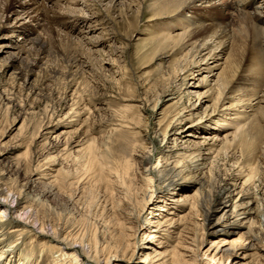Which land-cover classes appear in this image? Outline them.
<instances>
[{
	"label": "rangeland",
	"instance_id": "1",
	"mask_svg": "<svg viewBox=\"0 0 264 264\" xmlns=\"http://www.w3.org/2000/svg\"><path fill=\"white\" fill-rule=\"evenodd\" d=\"M17 1L11 13V0H0V178L13 187L14 193H8L11 207L29 202L32 208L24 220L30 217L27 223L37 231L11 234L3 249L17 244L12 264L21 263L20 254L29 264H75L67 258L71 252L65 244L54 240L58 237L77 239L83 264L92 259L96 246L110 264H142L144 254L152 253L148 246L154 247L149 241L152 232L140 230L142 225L166 220L158 210L162 205L148 203L155 197L156 183L142 156H150L155 166L165 165L170 154L179 160L178 155L197 151H202L206 166L204 192L219 205L226 195L218 200L217 193L227 188L232 200L228 215L213 232L201 226L199 207L173 210L175 215L167 218L176 227L158 238L162 250L155 246L164 256L148 263L186 264V246L204 238L200 250L192 253L202 258L192 264H218L210 259L216 248L230 249L232 244L235 253L222 264H264V250L248 247L245 229L220 231L223 222L243 224L244 217L235 218L231 205L246 193L255 194L253 207L260 209L257 234L264 248V92L257 95L259 101L237 105L228 99H235L229 86L216 102L218 91L224 89L220 75L230 53L221 51L239 39L241 16L234 11L223 16L213 2L196 1L194 9L182 13L189 22L184 30L193 37L201 28L209 36L181 49L174 40L147 46L155 31L175 38L185 32L177 30L164 12H151L150 5L162 0H129V6L116 0H36L35 5ZM229 1L246 3L252 17L264 13V0ZM33 7L37 13L29 11ZM22 22L33 25V32L18 30ZM251 23L264 32L263 20ZM224 29L228 36L220 46L216 36ZM262 43L264 58V37ZM185 107L186 114L194 113L193 119L169 126ZM246 112L261 118L258 142L251 151L238 141L250 122L240 119ZM223 121L230 126L223 127ZM47 123L52 127L43 140ZM226 134L230 140L237 135V141L226 143ZM195 177L194 183L203 179L200 172ZM11 185L3 189L10 191ZM198 185L190 181L187 194L194 195ZM39 228L46 237L38 234Z\"/></svg>",
	"mask_w": 264,
	"mask_h": 264
},
{
	"label": "bare ground",
	"instance_id": "2",
	"mask_svg": "<svg viewBox=\"0 0 264 264\" xmlns=\"http://www.w3.org/2000/svg\"><path fill=\"white\" fill-rule=\"evenodd\" d=\"M26 2L33 3V5L36 4V0H25ZM100 1V0H99ZM114 1V0H112ZM201 1V0H162L158 1L156 4L150 5L151 12L157 16L159 13L164 12L165 14L163 16H169L172 20V22L175 21L173 26L177 28V30H184L187 29V23H189L185 18H183L182 13L186 10L194 9L195 2ZM210 3L213 2V8L217 9L221 15L227 16L230 15L232 11L236 12L238 16V31H239V39L236 40V44L232 47H229L227 49L226 46L222 49L221 52L229 51V56L224 64V68L220 75V81H222V87L224 89L218 91V97L216 98V102H220L222 99V96L224 95V91L227 89V87L230 86L228 92L230 94L235 95V99H231L232 96H228L229 100H233L235 104L237 105H243L244 103H250L254 101H259L260 98L257 97V95L260 92H264V58H263V51L261 52L262 48V37H264V32L261 33V30H258L259 27L252 26L253 21L256 19H261L264 21V13L261 14V16L252 17L250 16L247 11L249 7H246V3L241 5L240 2L237 4H234L233 2H230L229 0H207ZM17 3V0H11V6L8 11L11 13L15 12L13 4ZM116 2H121L123 6H129L130 2L129 0H116ZM20 8H23V5L20 3ZM34 8V7H33ZM25 9V8H23ZM99 10V9H98ZM26 11V10H25ZM29 11H33L32 13H37V9H29ZM9 12V13H10ZM10 13V14H11ZM29 13V12H28ZM262 13V12H261ZM41 14V13H40ZM247 14V15H246ZM259 15V14H258ZM30 15L28 14L29 18ZM259 17V18H258ZM103 18V17H102ZM255 18V19H254ZM8 19V18H7ZM32 22H34L32 19L29 18ZM80 20L79 18H77ZM105 20L102 19V21ZM81 22H84L83 20ZM33 25L30 26L28 23H21L18 26V30H23L24 32H33ZM196 31L192 36L188 35L186 31L178 36V38L173 37V34L166 33V34H158L157 31L152 33L150 36V40L148 39L147 46H160L168 44V42L173 41L177 43V45L181 44V49L187 48L191 43H196L200 38L208 37L209 33L205 29H196ZM249 30L248 36L247 32ZM17 31V30H16ZM229 31V30H228ZM227 29L223 30L217 37V39H220L219 44L220 46L225 45L223 40L228 36ZM171 32V30H170ZM50 34L53 36L55 35L54 31H50ZM190 37V38H189ZM192 37V38H191ZM175 38V39H174ZM234 38V36H233ZM236 39V38H234ZM196 42H193L195 41ZM238 42V43H237ZM244 42V44L242 43ZM175 43V44H176ZM172 45V44H171ZM176 45V46H177ZM170 47V46H169ZM226 47V48H225ZM153 48V47H151ZM174 50V47L173 49ZM177 51V50H176ZM220 55H216V58H218ZM215 58V59H216ZM195 63V62H194ZM192 64V63H191ZM187 68V67H186ZM202 69V68H201ZM184 70V69H183ZM187 77V76H186ZM257 90L256 94L252 93V90ZM177 95V93L173 94ZM237 98V99H236ZM182 100V97L180 98V101ZM242 109L251 108V105L241 107ZM243 118L240 117V119H245L246 121L250 122L246 125L247 129L245 128V133H242L241 137L239 138V143H242V146L244 150H252L255 146V144L258 142L257 138L260 135V121L261 118H252V115H248V113H243ZM194 113L186 114V107L182 108L180 112H178L176 115H174L173 120L169 124H177L181 126L184 124V122H189L193 119ZM264 119V118H263ZM230 126L228 122L223 121L222 125L223 127ZM52 125L48 123L44 125L42 135L40 138H43V140H46L48 132H50ZM182 127L180 128V130ZM184 130L182 129L181 133ZM157 132V131H156ZM180 133V132H179ZM178 133V134H179ZM190 136V135H189ZM164 137L166 138V133L164 134ZM257 140V141H256ZM237 141V135H235L232 140L229 139V134L225 135V142L226 143H235ZM46 142V141H45ZM45 150V149H44ZM37 157V155H36ZM179 160H173L175 157H173L172 154L169 155V157L166 160L165 165H161L160 162H158L155 166L150 165L151 157L148 155L143 154L142 159H145L148 163V171L151 173L155 183L156 188L154 190V196L150 198L148 203L152 202V204H156L155 206H158V210L162 213L166 214V216H163L161 219H166L164 223L160 224H153L145 222L140 230H150L152 233L149 236V241H153L150 243V245H154V247L148 246L147 250H152V253L146 252L144 254V260H142V264H149L148 262H152L154 258H161L164 256V253H159L155 246L162 250L164 247L162 246V242L157 243L158 238H161V235H164L163 232L170 234L169 230L167 228L176 227L173 222V219L167 218L168 216L175 215L173 210H179L184 209L185 207H190L189 210L196 209L199 207L200 213L203 217V224L201 226H206L208 228V231L217 232L219 224L222 220H224L228 215V203H231V195L228 192L227 188H221L219 192L217 193L216 198L218 200H222L223 196L226 195V197L220 201L219 205L214 204V200H210V196H207L204 192V187L207 181L205 180V173L203 171L206 169V166H203L202 161V151H197L190 154H184V155H178ZM37 158L33 157V160L36 161ZM184 160L188 161V164H184ZM202 173L203 179L199 181V183H194L196 179V174ZM43 178V177H42ZM251 180V177H250ZM193 183L194 186L196 184H199V188H197L194 195H188L187 191L190 190L192 187L189 186V182ZM249 181V180H248ZM37 182V180L32 181ZM0 264H12L13 258L15 257L17 253V244L13 245L8 243L6 249H3L6 245V242L10 239L11 234H16L17 236H22L24 234H27V231L35 232L37 230L33 229L31 230V226L29 223H27V220H24V216L26 215V212L31 209V205L29 206V202L27 201H21L17 205V207L13 208L11 207L12 199L8 196V193L13 194L14 191H12L13 187L11 185V182L6 181L4 176H1L0 178ZM185 183H188V185H185ZM13 184V183H12ZM11 185V190L7 191L6 189H3V187H9ZM187 189V190H186ZM19 194V197L22 200H26V197H22V193L18 192L16 195ZM15 195V194H14ZM28 195V194H27ZM28 197V196H27ZM30 198V197H29ZM2 200V201H1ZM29 201V200H28ZM255 204H257V197L255 194L252 193H246L243 195V197L236 202H233L231 206H233L232 215L235 218H243V224L238 225L241 220L237 223V221H234L230 224H227L223 222L220 231L224 234H231L232 232H226V229H245L247 232L245 233L247 235V240L249 244L250 249H257V250H264L262 246H260V237L259 234H257V227L258 223L256 221V218L260 215V209L259 207H253ZM2 208V209H1ZM22 208V209H18ZM231 211V210H230ZM229 211V212H230ZM179 212H182V210ZM6 215V216H5ZM180 215V214H178ZM8 218L5 220V218ZM170 224H167L171 222ZM22 228V229H20ZM154 228V230H153ZM205 230V229H204ZM41 234L42 236L47 235L43 228H39L38 234ZM39 234V235H40ZM46 234V235H45ZM245 234H242L241 240L245 238ZM62 237H58L54 240L56 242H62L65 245V248L68 249L71 252V255H67V258L71 259V262L75 264H83L79 260L78 251L76 249L75 243H77V239L75 238H69L66 237L62 241L60 240ZM190 240V238H186ZM192 240V239H191ZM193 241V240H192ZM195 242V241H193ZM187 243L191 246H186L187 249L184 250V258L186 264H192V262H197V259L200 257L199 255L196 256V259L193 258L192 253L196 250H200L201 245L204 243V238H201L199 240V244L194 243ZM80 243V242H79ZM198 243V242H195ZM11 245V246H10ZM195 248H193V247ZM248 247L246 249H248ZM235 245L232 244L230 246V249H221L219 250V247L216 248L215 254L210 257L211 262H217L218 264H222L226 260L229 261L230 258L235 253L234 251ZM242 249H245V247H242ZM103 251V249H102ZM210 250H208L209 253ZM234 252V253H233ZM93 256L92 259L88 261V263L84 264H110L109 259L103 258L102 255H100L101 251L99 252L98 247L96 246L93 250ZM103 253V252H102ZM218 254H221L220 258L218 259ZM7 255V256H6ZM66 255V254H65ZM235 254L234 256H236ZM10 259L5 262V260ZM202 258V256L200 257ZM245 259V257H243ZM122 261H127L126 259H121ZM181 260V259H180ZM19 261H21L20 264H29L30 261L28 258L23 257L21 254L19 256ZM177 263V262H176Z\"/></svg>",
	"mask_w": 264,
	"mask_h": 264
}]
</instances>
